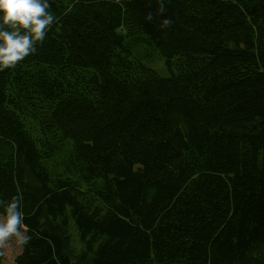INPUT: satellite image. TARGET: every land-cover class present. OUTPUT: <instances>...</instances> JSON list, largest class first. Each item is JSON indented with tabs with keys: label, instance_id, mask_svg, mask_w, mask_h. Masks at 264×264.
<instances>
[{
	"label": "trees",
	"instance_id": "obj_1",
	"mask_svg": "<svg viewBox=\"0 0 264 264\" xmlns=\"http://www.w3.org/2000/svg\"><path fill=\"white\" fill-rule=\"evenodd\" d=\"M0 145L10 264H264V0H0Z\"/></svg>",
	"mask_w": 264,
	"mask_h": 264
},
{
	"label": "rangeland",
	"instance_id": "obj_2",
	"mask_svg": "<svg viewBox=\"0 0 264 264\" xmlns=\"http://www.w3.org/2000/svg\"><path fill=\"white\" fill-rule=\"evenodd\" d=\"M36 19H32L30 21L31 26H36ZM21 45L18 43L16 47H20ZM142 48H144L147 53H151L153 58L152 63L150 66L155 69V71L161 75L162 77L166 78L170 76V72L165 67L164 60L160 57V55L154 51H152L148 46L145 44L141 45ZM2 148V145H0V149ZM5 226V221L3 218L0 217V248L4 252L5 255V264H10L14 260V258L19 254V244L18 239L20 236L14 231L11 230H2V228Z\"/></svg>",
	"mask_w": 264,
	"mask_h": 264
}]
</instances>
